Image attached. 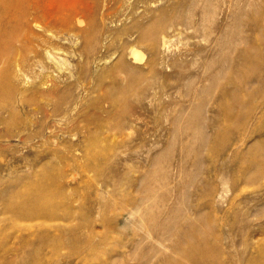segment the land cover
<instances>
[{
	"label": "rangeland",
	"instance_id": "rangeland-1",
	"mask_svg": "<svg viewBox=\"0 0 264 264\" xmlns=\"http://www.w3.org/2000/svg\"><path fill=\"white\" fill-rule=\"evenodd\" d=\"M38 3L43 15L31 36L17 38L0 22V264H264V114L236 147L231 129L264 86L243 108L227 93L238 87L228 77L256 71L264 79L261 38L244 27L264 0ZM156 23L164 28L154 40L141 35ZM239 33L251 45L233 39ZM219 34L231 41L225 50L233 60H246L225 66L211 87L220 63L206 65L218 58ZM196 103L206 118L220 119L206 129L218 140L200 148L182 116L195 114ZM222 140L228 143L218 154ZM232 149L235 160L225 158ZM148 168L157 171L151 184L163 197L152 211L138 198ZM188 226L204 245L183 249Z\"/></svg>",
	"mask_w": 264,
	"mask_h": 264
},
{
	"label": "bare ground",
	"instance_id": "bare-ground-1",
	"mask_svg": "<svg viewBox=\"0 0 264 264\" xmlns=\"http://www.w3.org/2000/svg\"><path fill=\"white\" fill-rule=\"evenodd\" d=\"M16 2V5H13L12 4V2ZM40 0H7V3H5L4 5H1L0 4V22H2V26L4 27V28H6V29H8V30H11V32L14 34V36H16L17 38H19L20 36L22 37V36H24L25 37V35L28 33H30V26H31V24H36V23H38L39 21H40V19L42 18V13H41V11H40V6H39V2ZM211 2H212V0H210ZM194 2V1H193ZM208 2V1H207ZM257 3V2H256ZM191 5V4H190ZM209 5H211V3L209 4ZM213 5V4H212ZM257 5V4H256ZM214 6V5H213ZM250 6V5H249ZM251 6H254L253 4L251 5ZM260 6V5H259ZM245 8V7H244ZM257 8H259V7H257ZM256 8V9H257ZM42 9V8H41ZM194 9V8H193ZM239 9V8H238ZM255 9V10H256ZM247 10V9H246ZM245 10V11H246ZM260 10V12H259V14L257 15V16H255V23H253V24H245L244 25V27L246 28L245 30H246V32H248V33H255V34H257L260 38H261V47H262V54H264V8H263V6L261 7V9H259ZM258 10V11H259ZM179 11V10H178ZM239 11V10H238ZM252 11H254V10H252ZM252 11H251V13H252ZM257 11V10H256ZM185 12H188L187 10L185 11ZM179 13V12H178ZM243 14V13H242ZM244 14H245V12H244ZM181 15V14H180ZM179 15V16H180ZM241 16V14H238L237 16ZM54 16V15H53ZM164 16V15H163ZM181 16H183V14L181 15ZM187 16H189L188 14H187ZM239 16V17H240ZM44 17V16H43ZM184 17H185V14H184ZM203 17V16H202ZM201 17V18H202ZM238 17V18H239ZM245 17H246V14H245ZM249 17V16H248ZM190 18V17H189ZM200 18V19H201ZM235 18V17H234ZM241 18V17H240ZM177 19H178V15H177ZM187 19V18H186ZM237 19V18H236ZM247 19V18H246ZM61 20V19H60ZM240 20V19H239ZM248 20H249V18H248ZM55 21V20H54ZM172 21V20H171ZM170 21V22H171ZM189 19H187V20H185V21H183V22H181L180 21V17H179V22H181V24L183 23L185 26H191L192 27V23L193 22H191V20L189 21ZM203 21V20H202ZM234 21H236V20H234ZM242 20H240V22H241ZM244 21H245V19L243 20V22L242 23H244ZM175 22H177V21H175ZM238 22V21H237ZM249 22V21H248ZM252 21H250V23H251ZM42 23V22H41ZM195 23V25L197 26V24H196V22H194ZM202 23V22H201ZM201 23H200V25H201ZM172 24V23H171ZM171 24H168L169 25V27L171 26ZM175 24V23H174ZM182 24V25H183ZM238 24V23H237ZM241 23H239V25H240ZM40 25V24H39ZM38 25V26H39ZM45 25V24H44ZM48 25H50V23L48 24ZM153 25V24H152ZM184 25L182 26V27H184ZM203 25V24H202ZM36 26V25H35ZM172 26H174V25H172ZM180 26V25H179ZM199 26V25H198ZM233 26V23H232V25H231V27ZM238 26V25H237ZM237 26H235V29H234V31L236 30V31H239L236 27ZM40 27V26H39ZM181 27V28H182ZM201 27V26H200ZM51 28V27H50ZM146 28V27H145ZM145 28L143 29L144 31H145ZM148 28V27H147ZM164 28V24H162V23H156L155 25H153L152 27H149L148 29H146V30H148V31H145L144 33H142L141 35L143 36V37H149V40H150V38L151 39H155L156 38V36H157V34H158V32L161 30V29H163ZM178 28V27H177ZM192 28H194V30H196L195 29V27H192ZM196 28H198V27H196ZM239 28H241V27H239ZM242 28H243V26H242ZM174 29H175V27H174ZM179 29V28H178ZM232 30H233V28H232ZM227 31H228V29H227ZM33 32V31H32ZM224 32V31H223ZM241 32V31H240ZM160 33H161V31H160ZM222 33V32H221ZM225 33V32H224ZM27 34V35H28ZM228 34V33H227ZM241 33H239L237 36H236V38H233V39H236L238 42H249V40L250 41H252L251 39H250V37L249 36H242V35H240ZM30 35V34H29ZM222 35H223V33H222ZM225 36H226V34H224ZM31 36V35H30ZM219 38H216L215 40H214V42L213 43H215V45L218 47V51L217 52H215V55H217L218 56V58H212L210 61H209V63H207V69H209V67H211V66H213L216 62L217 63H220V64H218L219 66H218V70H217V72H214V74L212 75V76H210L209 77V79L208 80H210L211 82H210V84L212 83V82H217V83H219V81L222 79V77L226 74V73H228V72H226V69L225 68H228L229 66L230 67H232L234 64H236L235 62H237V63H239V61L240 62H244V59L246 60V58H242L243 57V55H242V57H238L237 56V59L238 60H235V62H234V60L227 54V52H226V50H225V46L227 45V44H229L230 42L229 41H226L227 39H225V36H224V38H223V36H221V34H219ZM227 36H229V35H227ZM142 37V38H143ZM160 37H161V35H160ZM166 37V36H165ZM167 38H168V36H167ZM25 39V38H24ZM37 39V38H36ZM140 39V38H139ZM232 39V40H233ZM147 40H148V38H147ZM152 40V41H153ZM30 42V41H29ZM163 42V41H162ZM229 42V43H228ZM233 42V41H232ZM235 42V41H234ZM247 42V43H248ZM154 44H155V42H154ZM157 44V43H156ZM231 44H234V43H231ZM251 45V42H249L248 44H246V45ZM230 45V44H229ZM166 46V45H165ZM154 47H155V45H154ZM249 47H251V46H248V47H246L245 49H247V51L248 50H250L249 49ZM227 48H231V46L230 47H227ZM157 49V48H156ZM132 50V49H131ZM259 51V50H258ZM131 52V51H130ZM249 52H251V51H249ZM161 53V52H160ZM242 53V52H241ZM254 54V53H253ZM51 55V54H50ZM131 55L133 56V58L135 59V60H142L143 59V55L139 52V51H136V50H132V52H131ZM155 55V54H154ZM241 55V54H240ZM248 55V54H247ZM212 56V55H211ZM262 55H260V57H261ZM213 57V56H212ZM245 57V56H244ZM247 57V56H246ZM253 57V56H252ZM258 58H259V55L257 56ZM34 58V57H33ZM262 58V57H261ZM54 60V59H53ZM261 60V59H260ZM147 61V60H146ZM145 61V62H146ZM258 61H259V59H258ZM248 62H249V60H248ZM261 62V61H260ZM264 62V61H263ZM125 64V63H124ZM123 64V65H124ZM147 64V67L149 68V70H151V71H153L152 69H155V67L157 66V62L155 61V60H153V59H151V60H148V62L146 63ZM246 64V63H245ZM256 65L258 64V63H255ZM261 64V66L263 65V63H260ZM260 64H259V66H260ZM252 65L253 64H251L250 66L252 67ZM161 66V65H160ZM216 66V65H215ZM215 66H214V70L215 69H217V68H215ZM225 66H228V67H225ZM241 67L240 65H237V67ZM248 66V65H247ZM264 66V65H263ZM262 66V67H263ZM225 67V68H224ZM234 68H235V66H233ZM236 67V68H237ZM239 67H238V69H239ZM251 67H250V71H251ZM255 68L257 67V66H254ZM126 68V67H125ZM136 68H138V67H136ZM260 68V67H259ZM131 69V68H130ZM213 69V68H212ZM229 69V68H228ZM247 69H249V68H247ZM253 70H254V68H252ZM256 69H258V68H256ZM263 68H260V70H262ZM213 70V71H214ZM237 70V69H236ZM240 70V69H239ZM129 71V70H128ZM156 71V70H155ZM227 71H229V70H227ZM231 71H233V70H231ZM249 71V70H248ZM247 71V72H248ZM258 71V70H257ZM262 71H264V70H262ZM212 72V71H211ZM230 72V71H229ZM213 73V72H212ZM233 73V72H232ZM250 73L251 72H248V74L249 75H247V77H243L244 79H241V78H239V77H236V76H231V74H228L229 76H231V77H226L227 78V82L228 83H231V84H235V86H238L236 89H229L230 87H228V86H226V90H228L227 91V93L230 95H226V94H224V95H226V96H229V97H232L233 98V102L234 103H237L238 105H240L241 107H239V108H243V105L244 104H246V101H249V99H251L255 94L256 95H258V92L260 91V89H261V87H262V85L264 86V79L262 80V79H260L259 78V76H255V74H257V72L255 71V73L253 74V75H250ZM261 73V72H260ZM203 75L202 76H204L205 75V72L204 73H202ZM238 74V73H237ZM264 73H262V75H263ZM261 75V76H262ZM198 76V75H197ZM201 76V75H200ZM207 76H209V75H207ZM202 78V77H201ZM208 78V77H207ZM206 79V78H205ZM224 79V78H223ZM130 82V81H129ZM143 82V81H142ZM144 83V82H143ZM150 83V82H149ZM213 83V84H214ZM216 83V84H217ZM148 84V83H147ZM146 84V85H147ZM134 85V84H133ZM148 87H149V85H147ZM147 86H145V88H146V90H147ZM217 86V85H216ZM216 86H215V88H216ZM234 86V87H235ZM151 87H153L152 86V84H151ZM150 87V88H151ZM203 88H204V86H202ZM206 87V86H205ZM211 87H213L212 86V84H211ZM223 87V86H222ZM225 87V86H224ZM145 88H143V90L145 89ZM154 88V87H153ZM153 88H151L150 90H148L146 93H145V90H144V94H142V95H147V96H150L151 94H152V92H151V90L153 89ZM208 88V91H210L209 90V87H207ZM239 88V89H238ZM264 88V87H263ZM149 89V88H148ZM201 89V88H200ZM200 89H198V90H200ZM35 90V89H34ZM142 90V91H143ZM202 91H203V89H201ZM200 90V91H201ZM218 90V89H217ZM225 90V91H226ZM204 91H205V88H204ZM207 91V90H206ZM220 91H222V90H220ZM151 92V93H150ZM197 93L198 91L195 89V91H194V93ZM222 92H224V91H222ZM261 92V91H260ZM142 93V92H141ZM199 93V92H198ZM220 93V92H219ZM14 94V93H13ZM12 94V95H13ZM153 96V95H152ZM151 96V97H152ZM260 96V99H258L259 100V102H258V104L257 105H255V106H253L254 108H250L249 106L247 107V108H250L249 110H247L246 109V107L244 106V111L246 110V112L245 113H242L240 116H239V118L240 119H238L239 120V122L237 121L236 123H232V126H234V127H231V129H232V133L235 135V137H234V142H233V146H235L236 147V145L237 144H239L240 142H245L244 140L248 137V135H249V133L250 132H254V131H256L257 129H258V126H259V124H261V121L263 120V114H264V112H263V108H264V91H262L261 92V95H259ZM219 97L221 98V96L219 95ZM243 97L246 99L245 100V102L243 101L244 99H243ZM254 97H256V96H254ZM224 98V97H223ZM222 98V99H223ZM231 98V99H232ZM225 99V98H224ZM223 99V100H224ZM220 100V99H219ZM219 100H217V102L219 101ZM222 100V102H224ZM228 100V99H227ZM236 101V102H235ZM243 101V102H242ZM33 102H35V101H32V103ZM38 102V101H37ZM201 103H202V101H200ZM220 102V101H219ZM36 103V102H35ZM112 103V102H111ZM248 103V102H247ZM237 104H235V105H237ZM15 105V104H14ZM30 105V104H29ZM231 105H232V103H231ZM249 105V104H248ZM63 106V105H62ZM194 106H196V108L194 107ZM223 106H224V104H223ZM233 106H234V104H233ZM247 106V105H246ZM193 107L196 109V113L194 114V111L192 112V114H185V115H182L183 116V118H184V120L186 121V123H185V125H184V127H185V129L186 130H190L191 131V134H192V136H193V138H195L196 140H197V142H198V144H197V146L200 148V147H206L207 146V144H208V141H209V139H211V137H213V139L214 140H218V134H216V133H211V134H207L206 133V129H207V127L210 125L211 126V128L212 127H214V126H218L219 125V118H211V119H208V118H206V116H205V110H206V108H204V106H202V104H199V103H196V105H193ZM192 107V108H193ZM232 107V106H231ZM237 107V106H236ZM53 108V107H52ZM115 108V107H114ZM227 108H228V105H227ZM234 108H235V106H234ZM233 108V109H234ZM13 109V108H12ZM194 109V110H195ZM230 109V108H229ZM17 110V109H16ZM14 111V110H13ZM44 111V110H43ZM19 113V112H18ZM51 113V112H50ZM182 114V113H181ZM184 114V113H183ZM240 114V113H239ZM42 115V114H41ZM220 115V114H219ZM62 116V115H61ZM46 117V116H45ZM254 117V120H252V118ZM249 118V119H248ZM248 119V120H247ZM50 122V121H49ZM66 122V121H65ZM122 123V122H121ZM42 124H43V122H42ZM43 126V125H42ZM131 126V125H130ZM237 126V127H236ZM129 128V127H128ZM238 129V131H239V133L236 131H233V129ZM116 129V128H115ZM121 129V128H120ZM123 130V129H122ZM33 133V132H32ZM212 134H214V136L212 135ZM31 135V134H30ZM232 135V134H231ZM28 136V135H27ZM31 137V136H30ZM249 138V137H248ZM194 139V140H195ZM256 140V139H255ZM194 142V141H193ZM193 142H190L189 144H190V146L192 145V143ZM196 142V141H195ZM227 143L228 142H225V141H219V143L217 144V148H216V153H218V154H223L222 152L223 151H221V148H223L224 146H226L227 145ZM194 144V143H193ZM188 147L187 148H189V145L188 144H186ZM196 145V144H195ZM211 145V144H210ZM193 146V145H192ZM184 147V146H183ZM186 147V146H185ZM224 149H226V148H224ZM230 152V154L229 153H227L226 154V156H225V158H227V157H231L232 158V160H235V159H237L238 157H239V152H237V149H232L231 151H229ZM187 155H189V154H187ZM185 159V158H184ZM197 160H198V158H196ZM229 159V158H228ZM182 160V159H181ZM200 160V159H199ZM181 163V162H180ZM262 164H263V162H261ZM151 164V163H150ZM231 164V163H230ZM254 164H255V175L256 176H258L259 175V171H260V169L259 168H261V164L260 163H258V162H254ZM182 165V164H181ZM195 165H196V163H195ZM246 165H248V164H246ZM151 168V167H150ZM147 170H150L149 168L147 169ZM147 170H145L144 172H146ZM233 170V169H232ZM243 170V169H242ZM149 172V171H148ZM143 174V173H142ZM145 174V173H144ZM157 174V175H156ZM166 174V173H165ZM141 176H143V175H141ZM146 176V175H145ZM157 176H159L158 175V173H157V171H152V170H150V172L147 174V178H145V180H146V182H144L145 180H143V177H140L139 179H140V183H141V181L143 180V182L145 183V185L144 184H142V186L144 185V187H141V197H139L138 196V198H140L142 201L143 200H148L149 202H150V204H151V207H149L150 208V211H152V209H153V205H154V207L156 206V207H160L161 206V204H162V199H163V197L162 198H158V196L156 195V193H154L153 192V188H154V186L151 184V182L152 181H155L158 177ZM157 177V178H156ZM139 182H137V183H139ZM142 182V183H143ZM136 183V184H137ZM138 185V184H137ZM136 185V186H137ZM140 186V185H139ZM138 189H139V187H138ZM223 192V191H222ZM35 193V192H34ZM223 194V193H222ZM221 198V193H218V199H220ZM140 199H138V200H140ZM217 199V200H218ZM140 200V201H141ZM221 200V199H220ZM141 201V202H142ZM157 202L158 203H160L159 205H157ZM163 202H165L164 200H163ZM146 204V203H145ZM146 207V206H145ZM185 220H187V219H185ZM171 223V225H172V222H170ZM167 224H168V222H167ZM166 224V225H167ZM165 229H169L170 230V228L171 227H174V226H163ZM188 228H189V226H188ZM191 228V227H190ZM189 228V229H190ZM196 230H195V228H191L190 230H188V231H186L185 230V232L183 231L182 232V238H183V249L184 248H186V247H188V246H197V245H199L201 242V244H203V241L201 240V242H199V241H196V238L197 237H199V234H197L196 232H195ZM166 232V231H165ZM164 232V233H165ZM192 239H193V241H192ZM204 245V244H203Z\"/></svg>",
	"mask_w": 264,
	"mask_h": 264
}]
</instances>
